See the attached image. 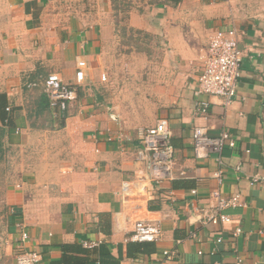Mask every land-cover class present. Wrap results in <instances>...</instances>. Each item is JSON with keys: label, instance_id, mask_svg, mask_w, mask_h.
Returning a JSON list of instances; mask_svg holds the SVG:
<instances>
[{"label": "crops", "instance_id": "obj_1", "mask_svg": "<svg viewBox=\"0 0 264 264\" xmlns=\"http://www.w3.org/2000/svg\"><path fill=\"white\" fill-rule=\"evenodd\" d=\"M113 7V0H0V95L11 116L0 129L17 167L6 192L2 264L31 250L41 254L37 264H54L64 246L68 257L89 264H235L237 255L264 264V0H183L133 12L130 27L163 43L132 64L108 52ZM225 28L237 30L244 52L228 105L196 92L210 37ZM78 56L88 62L85 79L63 127L53 128L47 119L58 117L41 111L45 80L57 74L75 85ZM202 102L209 103L206 114L196 111ZM161 119L173 130V179L157 186L149 204L125 208L116 192L142 168L140 132ZM196 128L213 136L228 131L236 140L222 152L220 179L214 155L195 157ZM214 191L240 195L239 206L218 212ZM219 213L230 221L209 220ZM137 220L159 226L161 241H131Z\"/></svg>", "mask_w": 264, "mask_h": 264}, {"label": "built area", "instance_id": "obj_2", "mask_svg": "<svg viewBox=\"0 0 264 264\" xmlns=\"http://www.w3.org/2000/svg\"><path fill=\"white\" fill-rule=\"evenodd\" d=\"M243 57L244 52L240 47L239 35L235 28L215 31L210 37L203 69L198 78L197 94L220 97L227 105L230 104L237 94L239 81L242 77ZM76 66V82L73 86L65 84L57 74H50L45 80V95L50 109L56 117H58V111H68L71 104L78 99V87L85 79L88 62L84 57L78 56ZM101 80L103 82L107 80L105 74L102 75ZM208 107V102H202L196 111L206 114ZM6 111H10V108H7ZM172 137L173 130L166 119L159 120L151 129L141 130L140 139L143 148L136 157V163L142 168L133 179L123 180L116 192L125 208H142L149 204L156 197L157 186H160L164 181L173 179L175 148L172 144ZM192 145L197 159L215 156L220 167L216 176L220 179L223 173L222 152L226 147L234 149L236 140L228 131H222L213 136L203 128H196L192 133ZM235 170L239 173L241 169L237 167ZM212 195L218 201V212L227 207L239 206L241 200L240 195L225 199L220 191H214ZM209 220L214 224L230 221L228 216L221 213L210 216ZM241 231V229H236L234 237H237ZM162 237L163 231L159 226L137 220L130 240L136 243H157L161 241ZM21 239L23 242L29 239V234L24 229ZM222 241V238L217 240L218 243ZM164 255L168 259L172 258L169 252H164ZM40 260L41 254L34 250L21 251L16 256V264H37ZM235 264L253 263L245 260L241 255H237Z\"/></svg>", "mask_w": 264, "mask_h": 264}, {"label": "rangeland", "instance_id": "obj_3", "mask_svg": "<svg viewBox=\"0 0 264 264\" xmlns=\"http://www.w3.org/2000/svg\"><path fill=\"white\" fill-rule=\"evenodd\" d=\"M158 3L173 7L171 0H116L113 7L114 27L108 32L106 38L108 52L116 55L115 58L127 57L131 60V64L132 62L137 61L138 63V61L144 60L145 56L151 58L156 54L152 52V49H156L158 44L160 47L163 40L156 38L153 34L131 28L129 18L131 13L146 12ZM159 37L161 38V36ZM116 46L117 50L114 51ZM137 65L134 64L133 69L140 67ZM131 80L133 83L138 82L134 76ZM134 90L133 87L132 91ZM5 140V133L0 129V264L6 262L8 258L5 242L8 239L6 234L8 223L6 192L12 185L15 186L12 176L17 168L15 165V150L8 148Z\"/></svg>", "mask_w": 264, "mask_h": 264}, {"label": "trees", "instance_id": "obj_4", "mask_svg": "<svg viewBox=\"0 0 264 264\" xmlns=\"http://www.w3.org/2000/svg\"><path fill=\"white\" fill-rule=\"evenodd\" d=\"M115 1L116 0H113L114 6H115ZM182 1L183 0H171L172 6L173 7H177ZM157 5H162V4L158 3ZM7 103H8L7 96L4 95V94H1L0 95V120H1L3 125L6 123V121H9L11 119V116L6 112ZM48 110H51V109H50V105H49L48 99H47V97H45V100L42 103V110L41 111L48 113ZM67 115H68V111H65V112L58 111V118L57 119H54L53 122H52V120L49 117V119H47V120H48L49 124L53 128H58L59 129V128L63 127L64 120H65ZM63 251H64V257L59 262H56L54 264H89V260H87V259H85L83 257H76V256L68 257L69 254H70V246H64L63 247ZM74 251H78V252H81L83 254H87L88 253L87 250L82 249V248H77Z\"/></svg>", "mask_w": 264, "mask_h": 264}]
</instances>
